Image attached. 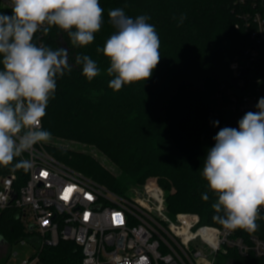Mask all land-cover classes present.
I'll return each mask as SVG.
<instances>
[{
    "label": "trees",
    "instance_id": "obj_1",
    "mask_svg": "<svg viewBox=\"0 0 264 264\" xmlns=\"http://www.w3.org/2000/svg\"><path fill=\"white\" fill-rule=\"evenodd\" d=\"M104 9L101 30L92 44L72 45L68 34L57 27L42 35L39 46L64 48L71 72L57 77L54 98L50 99L42 128L52 138L94 146L115 169L111 172L88 154L44 145L57 160H63L100 184L119 194L156 177L165 191L171 216L191 212L202 224L220 226L211 205L215 195L203 178L207 151L213 137L224 127H238L235 114L227 110L228 89L237 79L232 61L247 48L257 47L242 27L244 14L262 12L264 0H99ZM123 8L133 19L150 17L160 38V61L147 81L134 82L119 91L109 88L110 62L97 47H103L116 29L108 11ZM0 12L11 15L0 1ZM186 19L179 23L181 15ZM239 24V28L236 25ZM41 44V45H40ZM259 63L264 65V46H258ZM78 55H89L101 72L89 81L82 74ZM2 67V66H0ZM224 86V88H223ZM261 97H264V85ZM219 121L218 125H214ZM16 158L0 166V177L16 173V188L25 179L23 169H15ZM208 193L207 201L202 194ZM18 211L10 207L0 212V236L7 243L22 236ZM256 233L264 238V225ZM235 264H264V258L228 256ZM40 264H82V249L72 241L44 246ZM221 260V259H220Z\"/></svg>",
    "mask_w": 264,
    "mask_h": 264
},
{
    "label": "clouds",
    "instance_id": "obj_2",
    "mask_svg": "<svg viewBox=\"0 0 264 264\" xmlns=\"http://www.w3.org/2000/svg\"><path fill=\"white\" fill-rule=\"evenodd\" d=\"M10 8L11 15L0 12V166L52 139L42 119L54 98L57 77L71 72L67 50L39 46L36 33L55 26L68 34L72 45L87 46L101 30L104 13L99 0H10ZM108 19L116 31L96 52L110 62L109 88L119 91L147 81L161 57L160 38L150 17L133 19L123 8H115L108 11ZM185 19L182 14L179 23ZM76 63L89 81L100 75L89 55H78ZM256 108L244 114L237 128L217 132L203 164V178L216 197L213 220L228 230L255 231L264 206V97ZM31 166V161L21 159L14 168L27 171ZM202 199L207 201L208 193Z\"/></svg>",
    "mask_w": 264,
    "mask_h": 264
},
{
    "label": "built area",
    "instance_id": "obj_3",
    "mask_svg": "<svg viewBox=\"0 0 264 264\" xmlns=\"http://www.w3.org/2000/svg\"><path fill=\"white\" fill-rule=\"evenodd\" d=\"M0 1L10 8V0ZM242 27L257 47L247 48L230 65L237 83L235 89H228L227 110L237 121L257 111L261 98L264 65L259 63L258 46H264V10L244 14ZM46 148L41 142L19 157L32 164L24 170L19 188L16 173L0 177V212L15 207L38 248L37 255L22 264H40L43 247L61 240L82 249V264H219L231 252L264 258V238L256 233L264 225V206L255 231L205 225L191 212L173 217L158 181L148 180L119 194L57 160ZM224 264L235 263L228 258Z\"/></svg>",
    "mask_w": 264,
    "mask_h": 264
},
{
    "label": "rangeland",
    "instance_id": "obj_4",
    "mask_svg": "<svg viewBox=\"0 0 264 264\" xmlns=\"http://www.w3.org/2000/svg\"><path fill=\"white\" fill-rule=\"evenodd\" d=\"M47 143L50 144L51 146L61 147L64 149H70L73 151H78L84 154H88L91 157L99 160L101 164L105 166L107 169H109L111 172L115 173L114 167L110 165V162L94 146L83 145L78 142L63 141L55 138H52ZM46 149L50 153L48 148ZM54 157L58 159L56 156ZM61 162L65 163L67 166L74 168L72 165H70L67 162H64L63 160ZM148 180L158 181L156 177H151L146 181ZM22 228H23L22 236L12 241V243L5 242L3 238L0 236V264H22L24 261L30 260L37 255L38 248L35 245V243L32 242L30 239L32 235L28 233V229L25 228L23 225ZM23 238L25 239V242L21 241ZM227 260L228 258L223 257L219 261V264H224Z\"/></svg>",
    "mask_w": 264,
    "mask_h": 264
},
{
    "label": "snow or ice",
    "instance_id": "obj_5",
    "mask_svg": "<svg viewBox=\"0 0 264 264\" xmlns=\"http://www.w3.org/2000/svg\"><path fill=\"white\" fill-rule=\"evenodd\" d=\"M44 175H47V173H44ZM71 191H72L71 188L65 190V192H66V195L64 196L65 199L68 198L67 193H70ZM89 198H91V197H89ZM114 219H116V217H114Z\"/></svg>",
    "mask_w": 264,
    "mask_h": 264
}]
</instances>
